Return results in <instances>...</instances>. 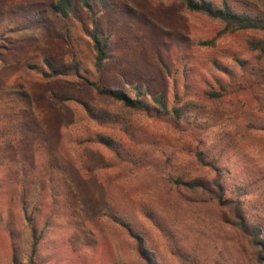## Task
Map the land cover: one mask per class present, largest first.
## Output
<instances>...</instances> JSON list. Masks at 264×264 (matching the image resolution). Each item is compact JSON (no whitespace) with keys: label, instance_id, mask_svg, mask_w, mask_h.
<instances>
[{"label":"rangeland","instance_id":"374dc122","mask_svg":"<svg viewBox=\"0 0 264 264\" xmlns=\"http://www.w3.org/2000/svg\"><path fill=\"white\" fill-rule=\"evenodd\" d=\"M52 1L0 0V98L29 94L39 130L33 144L16 143L24 156L34 146L46 194L28 211L40 235L34 264H264V55L248 45L263 34L226 29L179 0H100L97 19L110 41L105 82L131 96L148 85L168 100L173 85H185L180 98L194 123L178 124L97 95L82 77H96L83 31L89 15L72 0L76 17L62 19ZM203 1L263 9L262 0ZM30 222L12 191L0 189V264H13V243L25 264Z\"/></svg>","mask_w":264,"mask_h":264},{"label":"trees","instance_id":"16d2710c","mask_svg":"<svg viewBox=\"0 0 264 264\" xmlns=\"http://www.w3.org/2000/svg\"><path fill=\"white\" fill-rule=\"evenodd\" d=\"M79 1L82 8H84L89 15L90 27L83 31L91 44L92 66L96 72L94 80H90L89 76L82 77H84V80L93 87L96 94L119 102L125 107L143 111L152 117H163L178 124L194 123V121H189L187 119L191 116L190 113H194V110L189 107L187 101H183V99L180 98V93L186 90L185 85H182L179 90L173 85L169 101L168 98H165L163 91L154 93L148 85H144L143 90H140L137 86H133L132 93L134 96H131V94L125 90L115 89L105 82L102 72L104 70V61L107 58L110 41L109 36L103 32L97 19L99 11L97 10V7L102 6V1L99 0V4H96L94 0ZM179 1H181L190 11L200 12L211 18L219 20L226 29L232 31L252 30L262 33V37L248 40V45L252 50H257L264 55V0H262L263 9L256 14H251L246 11H235L226 3L222 4V6H214L211 2L203 0ZM50 8L62 19H69L70 16L76 17L72 0H53L50 4ZM40 14L41 12H37V17L39 19L36 21L43 19ZM26 20L31 21L28 18H26ZM21 23V25L25 27L24 22ZM16 27V29H20L18 28L19 26ZM1 29L8 31L10 28L4 27ZM73 55L75 56V53H73ZM46 66L52 73L59 72L49 60H46ZM73 72L77 75L80 74L81 71L79 63H75ZM204 94L211 98L219 97L221 95L219 92H214V90H209L208 92L206 91ZM83 105L90 118L103 122L105 121L104 117H106V115L98 111L95 112L94 109L89 107L87 104ZM31 106L32 103L30 95L26 92H20V94L10 97L9 92L7 91L6 94L0 98V189L9 188L10 191H12L15 198H17L23 213L26 215L27 219L31 221L30 252L27 255L25 264H34L35 254L37 252L38 242L40 239V235L37 234L36 227L33 224V218L28 214V211L31 208V205H33L34 211L36 209L39 210L40 207L43 206L44 199L46 197V194L42 190H39L37 185V183H40V188L42 189L44 182L38 180L39 176L33 169L34 163L32 161V157L35 153L34 146H30L27 156H24L19 148H16V143L18 141L33 144V141L39 134V130L36 128V125L38 124L35 122L36 119L34 118V114L29 111L31 110ZM25 111L28 113H25ZM16 115L24 116V120L20 123L15 122ZM25 115L29 116V121ZM99 142L117 151V148L111 139L101 138ZM12 147H15V149ZM197 159L202 164H205L203 161L204 158L199 153L197 154ZM50 179L48 176V181H50ZM181 183L186 185L188 188L200 186L202 191L208 192L210 190V188L207 187V183L198 184L190 181H182ZM216 185L218 191H221L219 185ZM30 187H34V189L30 190ZM37 189L39 191L36 192ZM49 191H51L49 195L52 196V188L49 187ZM235 212V226L244 230V217L238 210ZM256 230L257 228L255 227L252 230L254 240L257 237ZM254 244L259 245L256 240ZM17 257V249L13 243V255L11 258L13 264H21Z\"/></svg>","mask_w":264,"mask_h":264}]
</instances>
